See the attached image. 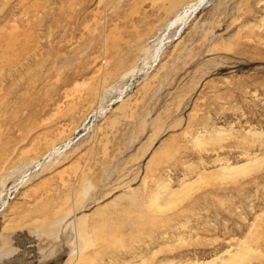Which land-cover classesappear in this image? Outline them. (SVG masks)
Listing matches in <instances>:
<instances>
[{
  "label": "rangeland",
  "instance_id": "obj_1",
  "mask_svg": "<svg viewBox=\"0 0 264 264\" xmlns=\"http://www.w3.org/2000/svg\"><path fill=\"white\" fill-rule=\"evenodd\" d=\"M190 1L0 0V264H264V0Z\"/></svg>",
  "mask_w": 264,
  "mask_h": 264
},
{
  "label": "bare ground",
  "instance_id": "obj_2",
  "mask_svg": "<svg viewBox=\"0 0 264 264\" xmlns=\"http://www.w3.org/2000/svg\"><path fill=\"white\" fill-rule=\"evenodd\" d=\"M208 0H198V3H194L193 1L188 2L186 5H184L182 7V9H180L175 15L174 17H172L168 23V29H176V38H179L181 36V34L184 32V29L187 27L189 20L198 12L199 7L204 4L205 2H207ZM200 11V10H199ZM164 43L160 42L158 44V46L155 49V53H154V60L156 61L163 49H164ZM63 144V143H62ZM60 149L59 146L55 145L53 146L52 150L56 151ZM247 165V164H246ZM249 165V164H248ZM245 167V166H244ZM243 168V167H241ZM240 168V169H241ZM248 168V167H246ZM246 168H243V170H247ZM235 169V168H233ZM240 169H238V171H240ZM234 171V170H233ZM238 171H234L236 173H238ZM241 172V171H240ZM240 174V173H239ZM237 174V175H239ZM227 175V174H225ZM236 175V176H237Z\"/></svg>",
  "mask_w": 264,
  "mask_h": 264
}]
</instances>
